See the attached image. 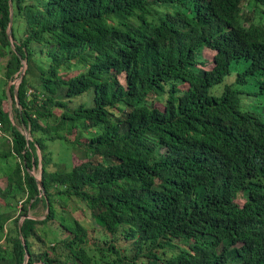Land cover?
I'll return each mask as SVG.
<instances>
[{"label": "trees", "instance_id": "1", "mask_svg": "<svg viewBox=\"0 0 264 264\" xmlns=\"http://www.w3.org/2000/svg\"><path fill=\"white\" fill-rule=\"evenodd\" d=\"M11 1L0 59L5 80L23 75L0 93V160L15 159L0 264H264V110L238 88L264 95V0ZM58 140L81 151L69 170L50 169Z\"/></svg>", "mask_w": 264, "mask_h": 264}, {"label": "rangeland", "instance_id": "2", "mask_svg": "<svg viewBox=\"0 0 264 264\" xmlns=\"http://www.w3.org/2000/svg\"><path fill=\"white\" fill-rule=\"evenodd\" d=\"M214 53H215L214 50H210L208 48L203 49L202 56L205 59V64H204L205 68L212 67L213 65L212 57ZM4 66H5V59H0V93L3 92L4 89H8L11 85H13L17 81V79H19V75L17 74L16 78L14 77L13 79L5 80L4 79ZM243 66L244 64L240 66L232 65L231 70L233 73L232 75L226 77L225 82H231L232 79H234V77L236 76L237 71H241L244 69ZM253 85H254L253 78H250L247 85L238 87L240 90H242L241 100L243 101L251 100L250 102H247L248 104H246V106L249 109L264 110V107L262 108V106H264V95H256L255 97L252 95H248V93L253 91ZM254 88L256 89V85H254ZM220 90H221V86H217L215 87L214 91H220ZM6 94H7L6 95L7 97L4 99V103H3L4 109L9 113L12 123L15 124V126H17L22 131V133H24L29 138V130L25 129L16 120L15 108L17 107V105L14 103L9 93L7 92ZM243 95L244 97L242 98ZM253 100L256 102L257 106L250 104L251 102H253ZM75 102H77V100ZM157 105L159 104L157 103ZM3 138L4 136H0V153L6 149ZM49 146L51 149V154H50V158H51L50 169L51 170H55V169L69 170L73 164H76L77 162H79L81 151L78 149V147H72L70 143H67L64 140H58L56 142H48V147ZM37 153L40 156L41 152L39 149H37ZM14 163H15V159L13 157H8L6 161L0 160V185L2 187L5 186L6 184V180L4 176L5 173L13 168ZM31 173L36 178L39 179L40 178V167L32 169ZM67 203H68V206L71 208V210H73L76 216H79L78 215L79 213L86 214L88 221L82 219V223L85 222L87 225L90 224L94 227L98 226L95 220L90 217V214L88 210L85 209L83 202H81L80 200L76 198H73V199L68 200ZM18 205L19 203L17 204V206ZM80 208H83V211L80 212L79 210ZM46 213L47 212L45 210V207L41 203L36 208L30 209L28 212L30 216H34L38 219L44 218ZM42 230L47 231V235L45 236L46 239L54 237V235L57 238L62 236V230L58 227V222L56 221H49L44 226L42 225V227L39 228V231L42 233L43 232ZM94 236L97 237L101 242L102 234H100L99 232H95ZM90 245L91 246L93 245L92 240H90Z\"/></svg>", "mask_w": 264, "mask_h": 264}, {"label": "water", "instance_id": "3", "mask_svg": "<svg viewBox=\"0 0 264 264\" xmlns=\"http://www.w3.org/2000/svg\"><path fill=\"white\" fill-rule=\"evenodd\" d=\"M9 5H10V9H11V7H12V1H11V0H9ZM11 24H12V14L10 13L9 24H8V31H7V36H8L9 38H11ZM24 68H25V67H23V69H24ZM22 75H23V72H21L20 75H19V82H20V80H21V76H22ZM15 91H16V88H15ZM16 95H17V94H16ZM16 100H18L17 97H16ZM26 137H27V136H26ZM27 138H28V137H27ZM31 174H32V173H31ZM37 184H38V186H39L40 189H43V184H42L41 180L38 179V178H37ZM23 218H24V216H23ZM26 260H27V255H26V258H25V260H24V262H23L22 264H25Z\"/></svg>", "mask_w": 264, "mask_h": 264}, {"label": "built area", "instance_id": "4", "mask_svg": "<svg viewBox=\"0 0 264 264\" xmlns=\"http://www.w3.org/2000/svg\"><path fill=\"white\" fill-rule=\"evenodd\" d=\"M15 78H16V75H15ZM18 84H19V79H17V81L13 84L14 88H17ZM30 92H31V90L28 91V93H30Z\"/></svg>", "mask_w": 264, "mask_h": 264}]
</instances>
